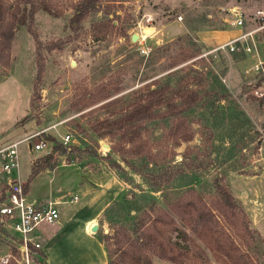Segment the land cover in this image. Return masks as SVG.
Listing matches in <instances>:
<instances>
[{
    "label": "rangeland",
    "instance_id": "rangeland-1",
    "mask_svg": "<svg viewBox=\"0 0 264 264\" xmlns=\"http://www.w3.org/2000/svg\"><path fill=\"white\" fill-rule=\"evenodd\" d=\"M77 1L35 0L37 39L26 23L17 25L9 59L0 61V145L38 130L48 140L33 153L29 143L38 138L18 146L20 178L26 181L32 162L49 152L52 163L113 170L125 191L106 215L102 240L109 264H133L139 254L136 264H147L145 257L152 264H173L150 246L136 250L126 244L133 239L143 245L148 215L160 210L190 238L167 232L173 241L188 245L189 254L205 252L208 261L198 264H228L172 212L186 199L212 204L219 180L245 211L254 235L244 238L236 230L233 237L250 264H264V78L254 67L264 59V30L256 35V52L218 49L254 29V11L264 9V0H103L78 27L71 23ZM238 12L242 28L232 25ZM37 56L44 63L39 81ZM155 88L164 90L163 102L148 105L146 95ZM141 101L151 116L114 124ZM177 121L184 122L181 135L192 133L188 142H176ZM66 133L72 135L68 146L60 143ZM51 138L62 148L55 150ZM58 169L56 183L73 191L74 174L63 173L72 167ZM166 171L172 172L169 180ZM214 213L221 226L233 227ZM6 252L20 256L12 233L1 226L0 255ZM37 262L45 263L44 257L33 253L31 264Z\"/></svg>",
    "mask_w": 264,
    "mask_h": 264
},
{
    "label": "trees",
    "instance_id": "trees-1",
    "mask_svg": "<svg viewBox=\"0 0 264 264\" xmlns=\"http://www.w3.org/2000/svg\"><path fill=\"white\" fill-rule=\"evenodd\" d=\"M103 0H78L74 6V14L71 17V23L80 25L81 21L91 12L97 10L98 3ZM112 1V0H107ZM39 6L35 0H0V61L4 60L7 63L9 59V49L11 41L13 39L14 31L19 24L27 25L28 30L32 33L35 40L37 35L32 31V24L34 21V15L38 11ZM25 10L27 14V19H25ZM108 14V11L105 12ZM38 55V53H37ZM37 74L36 80L41 79L42 73L44 71V63L42 57L37 56ZM36 81V82H37ZM36 84H34L35 88ZM164 94V90L152 89L149 91L147 101L148 105H160L162 104L161 96ZM144 103L141 101L137 106L132 108V110L125 112L119 118L114 119V124L118 127L125 126L127 123H132L140 118L151 116L152 109L145 107ZM180 120V119H179ZM21 122V121H20ZM184 122H175V129L173 134L176 135V142H188L192 133L186 130L184 134L181 135L180 129L183 127ZM53 140V141H52ZM55 150L61 149L62 145H55L56 142L51 138ZM74 150H80L78 147H72ZM115 150H117L115 148ZM54 158L53 153H48L31 164V173L25 183V188L27 189L31 179L41 170L46 168H53L56 163H52ZM168 179L172 178V172L166 171L165 173ZM215 192L216 195L213 199L212 204L205 203L202 199L193 201L191 199L182 200L180 204H175L172 207V212L176 218L180 220L190 231L197 236L211 251L219 252L222 257L226 260L228 264H250L251 260L247 254L242 251L237 240L233 237V233L239 230L243 233L244 238L254 237L252 230L248 227L247 215L245 211L240 208L236 203L234 195L229 190V188L220 183L219 180H215ZM215 211L221 212L224 219H228L230 224L233 226L231 229L221 226V222L218 215H215ZM228 211V213H226ZM149 214V213H147ZM150 218V219H149ZM149 221L146 224L145 239L143 245L137 244L133 239L127 241V245H133L136 250L145 249V246H150L154 249V254L160 258L168 260L173 264H198L199 261L207 262L205 258V252L200 251L199 253L189 254L188 245H181L177 241H173L171 237L167 234L170 231H176L180 236L184 238L185 241L190 240L188 234L177 225L175 219L170 216L167 212L160 210L159 213L150 217L148 215ZM146 221V220H145ZM144 221V222H145ZM159 222L165 223L167 225L166 229L159 227ZM240 223V228L237 226ZM1 227V226H0ZM234 230V231H231ZM231 232V233H230ZM242 236V235H241ZM255 239V238H254ZM102 240V237H101ZM259 240H261L259 238ZM103 241V240H102ZM263 242V239L261 240ZM104 243V241H103ZM107 249L108 257L110 259V250L106 243H104ZM145 245V246H144ZM36 253L43 256L40 249L35 250ZM140 254L135 257V263H138L140 259ZM147 264H152L151 259L145 257ZM37 264H46L38 263ZM109 264V261H108Z\"/></svg>",
    "mask_w": 264,
    "mask_h": 264
},
{
    "label": "crops",
    "instance_id": "crops-1",
    "mask_svg": "<svg viewBox=\"0 0 264 264\" xmlns=\"http://www.w3.org/2000/svg\"><path fill=\"white\" fill-rule=\"evenodd\" d=\"M30 106L26 115L30 113ZM59 166L72 167L63 173L74 174L73 191L65 192L56 183ZM26 190L33 201H59V219L43 223L35 230L46 264H108L107 249L101 240L108 228L106 215L125 191L124 182L113 170L80 162L59 163L38 172ZM94 225L96 230L92 231Z\"/></svg>",
    "mask_w": 264,
    "mask_h": 264
},
{
    "label": "built area",
    "instance_id": "built-area-1",
    "mask_svg": "<svg viewBox=\"0 0 264 264\" xmlns=\"http://www.w3.org/2000/svg\"><path fill=\"white\" fill-rule=\"evenodd\" d=\"M232 25L242 28L243 18L235 13ZM256 24L254 29L243 31L230 41L218 46L219 50L230 52L242 51L250 54L256 52V35L264 30V9L254 11ZM255 69L261 78H264V59L258 58ZM44 130L34 131L24 138L0 145V225L6 227L16 240V250L19 258L10 252L0 255V264H31V255L35 250L41 249L40 243L35 237V230L43 223H54L59 219V201L45 200L33 201L29 198L25 188L26 181L19 176V152L18 146L22 142L38 138L29 150L33 153L44 148L48 142L41 137ZM72 135L66 133L61 136L60 143L64 146L70 144ZM103 149V146L101 147ZM76 196L73 197V200Z\"/></svg>",
    "mask_w": 264,
    "mask_h": 264
},
{
    "label": "water",
    "instance_id": "water-1",
    "mask_svg": "<svg viewBox=\"0 0 264 264\" xmlns=\"http://www.w3.org/2000/svg\"><path fill=\"white\" fill-rule=\"evenodd\" d=\"M137 35L136 34H134V35H132V37H131V39L132 40H136L137 39ZM96 230V226L94 225L93 227H92V231H95Z\"/></svg>",
    "mask_w": 264,
    "mask_h": 264
}]
</instances>
